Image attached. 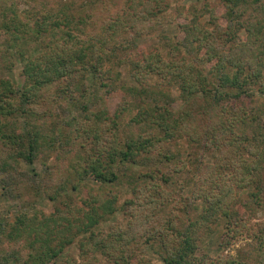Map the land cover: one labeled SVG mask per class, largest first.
<instances>
[{
	"label": "trees",
	"instance_id": "16d2710c",
	"mask_svg": "<svg viewBox=\"0 0 264 264\" xmlns=\"http://www.w3.org/2000/svg\"><path fill=\"white\" fill-rule=\"evenodd\" d=\"M99 1L91 0L83 7L86 11L90 10ZM169 4L168 0H129L128 8L132 12L145 13L143 17L136 15L135 22L148 18L153 23L163 20L160 14L168 8ZM220 6L224 10L219 18L214 10L209 9L208 4L204 6L203 10L209 14L211 28L201 24L196 16L190 25L182 26L188 32L182 39L175 38L172 50L184 54L180 57L173 55L169 60L163 59L159 55H153V53L146 54L131 39L129 45H124L123 41L126 38L122 39L120 35L122 32L131 31L134 23L118 22L121 19L119 14L113 19L107 32L94 33L91 34L92 37H88L89 35L86 37L85 26L88 16H82L86 11L79 12L81 15L60 11V14L64 15L63 23L49 26V28L46 25H44L45 27L43 25L35 26L33 40L37 45L43 36H47L48 32L52 34L53 28L57 27L60 34L55 46H52L54 42H49L45 46L42 44V48L40 47L42 50L39 53L29 55L26 51L19 50L17 46L9 45L5 51L10 57H14L12 54H18L22 63V80L14 82L0 77V116H14L16 128L13 132L19 130L20 127H17L19 122L25 121L23 131L19 130L14 137L0 128V140L5 139L12 149L13 143L17 146L18 151H15V157L33 165L45 144L51 148H57L58 145L61 146L65 143L60 138L63 133V125L60 127L55 124L57 125L55 131L58 133V139L56 136H51L48 139L39 130L31 129L29 122L26 121V117L31 115L32 107L38 103L40 97L45 94L44 90L46 92L51 83H55L56 80L64 82L57 91L70 104L68 107L71 115L73 107L75 110L80 109L77 106H82L84 112L91 111L94 103L92 105V100L87 97L88 94L95 93L94 91L99 92L97 90L105 87L109 90L108 96L121 93L123 98L131 97L137 100L139 102L137 111L126 124L128 135L122 133L117 145L112 146L111 144L110 147L104 148L98 146L95 152L98 158L87 162L86 167H83V172H80L79 169L76 170L77 175L83 177L85 173H91L97 180L111 182L120 176L123 167L127 164L136 167L146 161L150 163L149 173L153 185L144 188L141 192H149L153 195L161 194L158 191L160 183L163 184L166 180L164 178L166 172L163 169L168 167L161 168L162 164L164 161L171 164L174 160L168 152H162L158 156L154 153L159 150L161 145L172 140L175 134L182 129V125L179 123L184 122V117L206 112L207 106L204 105L209 104V97L213 104H220L223 101L238 103V109L229 111L230 116H224L219 124L209 127L210 132H206L205 136L193 138L194 142L190 146L200 152L195 154L190 150L188 153L192 167L195 168V171H204L205 179L208 175L214 176L220 173L224 176H233L234 188H232L233 185L220 186L218 184L213 187L212 182L210 184L207 180L202 181L198 177L200 184H195L192 198L194 202L198 198L201 199L202 204L198 206L200 214L196 220L187 218L188 220L184 222L180 217L176 221V214H166L164 225L152 224L149 227L148 234L145 235L142 244L148 245L150 248L159 244L161 248L154 251L161 257L163 264H264L257 258L246 262V259H236L237 257L231 254L220 255L217 260L212 261L206 253L199 251L195 242L198 231L205 226L209 227L216 220V216L225 217L223 225H228L229 216L241 213L246 209V205H250V200L245 203L241 198V190H247V195L252 197L253 204L264 207V134L254 133L255 136L249 137L245 134L248 127L247 118L248 121H253V119L260 121V117L259 113L255 116L253 115L255 113L242 108L247 98H251L256 92L264 93L261 81L264 79V61H260L259 64L253 63L252 66L250 63L252 56L243 58L245 46L248 47L247 54L253 51L249 43L245 44L247 38L248 40L254 39L264 51V20L261 21L257 14L264 11V0H221ZM196 11L200 12L201 10ZM218 19L220 21L217 22ZM62 25L66 28L63 29ZM5 29L6 32L9 31V25ZM189 34L192 39L189 38ZM242 34L246 38H243ZM203 49L206 51L205 54L208 53L207 57L203 53ZM236 50L239 51L238 54ZM121 65L130 66L129 73L135 82L133 85L120 87L115 84L120 72L114 68ZM207 65L210 66L207 67ZM54 74H56V78H53ZM88 75L93 77L94 85L85 84ZM152 77H157L165 83L157 80L155 85H151L147 80ZM162 84H167L166 88L174 84L180 92L178 97L159 89ZM255 86L259 87L256 91ZM14 95L19 99L16 106L8 101ZM200 95L202 98L199 97ZM178 98L181 101L191 99L193 104L188 103L187 107L180 105L175 111L173 105ZM98 100L99 98L95 100V103ZM6 103H9V107H4ZM128 109L129 107L125 106L118 108L129 115ZM110 118L113 123V134H116L117 131L121 133L122 125L114 123L116 115L114 114V117ZM76 120L77 118L73 116L70 124ZM136 126L145 127L142 135H136L131 130ZM85 131L89 132L88 129H85L84 134ZM78 132L80 133V130ZM68 135L69 139L72 138L70 134ZM95 135V139L99 141L101 136ZM222 149L224 152H228L225 154L229 156L221 157ZM208 154L212 157L213 162L206 160ZM160 158L163 161H160ZM168 164L166 165L169 166ZM8 165L7 161L2 162L0 170L2 174L9 171ZM101 166L105 169H100ZM155 173H160L159 178L155 176ZM12 183V181L0 178V184L7 191L11 189ZM14 186L17 187L15 184ZM75 187L78 186L75 185ZM152 188L155 194L152 192ZM137 193H139L138 190H133L132 195H137ZM134 199L130 205L124 206V212L130 217L136 216L135 211L139 209L138 206L133 210V206L136 204ZM193 201L186 199L184 204V206L188 204L184 214L186 217L191 215V210L188 207L193 206ZM144 204L151 207L152 202L147 201ZM107 208L108 206L105 204V209ZM173 209L175 213H184L183 207L181 209L178 204ZM149 213L147 211L143 214L148 216ZM160 213L161 211L157 212V214ZM96 216L92 223L93 227L98 225L101 218ZM48 219L46 217L43 221L38 220L37 215L30 216L28 212L21 210L13 222L0 224V237L10 242L21 237L30 240V249L24 264H49L62 252L63 246H52L50 238L54 234L50 232L51 226ZM40 221L42 222L40 223ZM228 229H230L229 225ZM88 231L89 229L85 228L83 233ZM110 237H115V234H110ZM256 238L255 249H264V227L258 235L256 234ZM11 258H15L13 260L18 263L17 256H10L3 258L4 261L0 264H9ZM145 262L152 263L148 257L145 258Z\"/></svg>",
	"mask_w": 264,
	"mask_h": 264
},
{
	"label": "rangeland",
	"instance_id": "374dc122",
	"mask_svg": "<svg viewBox=\"0 0 264 264\" xmlns=\"http://www.w3.org/2000/svg\"><path fill=\"white\" fill-rule=\"evenodd\" d=\"M89 1L91 0H0V77L14 82L23 78L19 55L12 54L14 57H10L8 53H5L9 45L17 46L19 50L26 51L28 55L39 53L42 50V44L45 46L49 42H54L52 46H55L60 34L59 29L53 28L52 34L48 32L47 36H43L37 45L33 40L35 26L43 25L45 27L44 25H46L49 28V26L63 23L64 15L63 13L60 14V11L80 14L79 12L86 11L83 6ZM128 1L100 0L90 10L83 13L82 16H88L85 26L86 37L88 35V37H92L91 34L94 33L107 32V28H110L113 19L119 14L121 19L118 22L134 23L131 31L122 32L120 35V38H126L123 41L124 45H129L131 39L146 54L153 53V55H159L163 59L169 60L173 55L180 57L184 54L173 51L172 45L175 38L182 39L186 35L188 31H185L182 26L190 25L195 16L198 17L201 24L211 28L209 14L203 10L206 4H208L209 9L214 10L218 18L224 10L220 6L221 0H168L170 2L168 8L160 14L163 20L151 23L146 18V21L135 22L134 20L138 15L143 17L145 13L132 12L128 8ZM257 14L261 21L264 20V11ZM8 25L10 30L6 32L7 28L5 29V27ZM61 27L66 28L64 25ZM80 27L83 28L81 25ZM188 36L190 38L191 35ZM242 37L246 38L244 35ZM248 43L253 51L247 54L248 47L245 46L243 58L248 56L251 58L252 56L250 59L252 66L253 63L259 64L260 61H264L262 46L256 43L254 39L248 40L247 38L245 44ZM202 51L205 54L206 51L204 49ZM236 53L238 54L239 51L236 50ZM205 56L207 57L208 53ZM254 67H252L253 70ZM114 70L120 72L119 77L115 80L116 85L121 87L135 83L129 73L130 66L121 65L115 67ZM53 78H56V74ZM157 80L165 83L157 77L149 78L147 82L155 85ZM85 81V84L94 85L91 75H88ZM261 81L264 87V79ZM63 84L64 82L57 80L55 83H51L46 92L44 90L45 94L40 97L38 103L32 107L31 115L26 117V121L29 122L31 129L39 130L48 139L51 136H56L58 139V133L55 131L57 125L55 124L60 127L63 125V133L60 138L65 143L61 146L58 145L57 148H51L45 144L34 164L29 165L15 157L14 153H16L17 146L14 143L12 149V146L8 145L9 143L7 144L5 139L0 140V147H2L0 150V170L3 161H7L9 164L7 166L9 171L5 174L0 171V178L13 182L9 191L3 189L2 184H0V224L13 222L21 210L28 212L30 216L37 215L38 220L43 221L48 217L51 226L50 232L54 234L50 238L52 246H63L62 252L49 264H148L145 262L147 257L151 259V264H163L161 257L154 251L161 248L159 244L153 248L142 244L145 235L148 234L149 227L152 224L164 225L166 214H176V221L180 217L184 222L188 220L187 218L196 220L200 214L198 206L202 204L201 199L198 198L194 202L192 198L196 185L200 184L198 177L202 181L212 182L213 187L218 184L220 186L233 185L232 188H234L233 176H224L220 173L214 176L208 175L205 179L204 171H195V168L192 167L188 153L190 150L195 154L200 152L194 150L195 147L190 146L194 142L192 141L193 138L205 136L206 132H210L209 127L219 124L224 116H230L229 111L237 110L238 103L223 101L220 104H213L211 97H209V104L204 105L207 106L206 112L203 114L195 112L197 114L184 117V122L179 123L182 125V129L175 134L174 138L172 137V140L161 145L159 150L154 153L158 156L162 152H168L174 160L171 164L166 161L162 164L161 168L168 167L163 169L166 172L164 176L166 180L163 184L160 183L158 191L161 194H155L152 188V192L155 194L153 195L149 192H141L144 188L153 185L149 173L150 163L146 161L136 167L127 164L123 167L120 176L111 182L97 180L91 173H85L83 177H80L76 172L78 169L83 172L87 162H92L98 158L95 153L98 146L104 148L110 147L111 144L112 146L117 145L122 133L128 135L126 124L136 113L139 102L131 97L123 98L121 93L109 95L111 96L109 97L107 95L109 90L102 87L101 90H97L99 92L94 91L95 93L91 92L87 96L89 100H92V105L94 103L91 111L84 112L82 106H77L80 109L75 110L73 107L71 115L68 107L70 104L57 91ZM163 84L159 87L162 91L172 93L175 96L180 94L174 84L168 88H166L167 84ZM254 88L256 91L259 87L255 86ZM199 97L202 98L201 95ZM97 98L99 100L95 103ZM8 101L14 106L19 103L16 95ZM188 103L193 104V101L191 99L181 101L178 98L173 108L176 111L180 105L187 107ZM8 104L3 105L9 107ZM124 106L129 107V115L118 110ZM242 108L255 113L253 114L255 116L259 113L260 117V121L255 119L248 121L247 118L248 127L245 134L248 137L255 136L254 133L261 132L264 134V93L256 92L254 96L247 98ZM114 114L116 115L114 123L122 125L121 133L117 131L116 134H113V123L110 117H114ZM73 116L77 120L70 124ZM13 117L10 115L7 117L0 116V128L10 134L11 137H14L19 130L23 131L25 126V121H21L17 125L20 127L19 130L13 132L16 128ZM238 123L240 124V121ZM143 128L145 127L136 126L131 130L136 135H142ZM85 129H88L89 132L85 131L84 134ZM68 134L72 138L69 139ZM95 134L101 136L99 141L95 139ZM75 137L77 138L75 139ZM225 153L228 152H224L222 149L221 157L229 156ZM159 160L163 161L161 158ZM206 160L213 162L209 154L206 156ZM100 169L105 168L101 166ZM155 176L159 178L160 173H155ZM167 179L169 180L167 181ZM75 185L78 187L76 188ZM133 190L139 191L137 195L135 194L136 197L132 195ZM247 194L245 189L240 191L241 198L245 203L250 200V205H246V209L241 213L229 216L228 225L230 229H228V225H223L226 220L225 217L216 216V220L209 227L205 226L198 231L195 242L199 251L206 253L212 261L217 260L220 255L231 254L237 257L236 259H246V262H251L254 258L264 262V249H255L257 246L256 234L258 235L264 227V207L253 204L251 202L252 197L250 198V195L248 197ZM132 199L136 203L133 202V205L135 204L133 210L139 206L134 217H130L124 212V206L130 205ZM186 199L194 202L192 207H188L191 210V215L187 217L184 215L188 205L184 206ZM147 201L152 202L151 207L144 204ZM105 204L108 206L107 209H105ZM177 204L181 209L183 207L184 213L174 212L173 208H176ZM147 211L150 212L148 216L143 214ZM158 211L161 213L157 214ZM96 215L101 218L98 225L93 227L92 223L94 216L97 217ZM82 228H88L89 231L83 233L84 229ZM90 229L92 230L91 233ZM110 234H115V237H110ZM29 245L30 240H25L24 237L11 242L0 237V262L4 261L3 258L5 257L17 256L18 263L13 260L16 257L11 258L8 263L24 264L30 249Z\"/></svg>",
	"mask_w": 264,
	"mask_h": 264
}]
</instances>
